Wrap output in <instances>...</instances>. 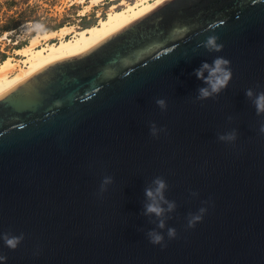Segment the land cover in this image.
<instances>
[{"label":"water","instance_id":"water-1","mask_svg":"<svg viewBox=\"0 0 264 264\" xmlns=\"http://www.w3.org/2000/svg\"><path fill=\"white\" fill-rule=\"evenodd\" d=\"M213 35L219 52L202 46ZM217 57L232 79L197 100L194 71ZM261 91L264 0H165L1 91L0 234L24 237L0 239L2 264H264ZM158 177L175 209L145 215Z\"/></svg>","mask_w":264,"mask_h":264},{"label":"bare ground","instance_id":"bare-ground-1","mask_svg":"<svg viewBox=\"0 0 264 264\" xmlns=\"http://www.w3.org/2000/svg\"><path fill=\"white\" fill-rule=\"evenodd\" d=\"M103 1L70 0L71 4H82V8L79 9V16H84ZM163 1L165 0H134V2L119 0V2L110 4L105 18L100 17L97 13L99 16L98 24H92L85 30H80L75 25L65 24L57 30L36 32L29 38L27 44L17 47L13 51L14 54L21 56L20 63L22 65L18 66L17 59L12 55H8L0 61V92L54 60L85 51ZM9 33L10 31L4 32L2 39L8 38ZM54 38L58 40L49 41Z\"/></svg>","mask_w":264,"mask_h":264},{"label":"clouds","instance_id":"clouds-1","mask_svg":"<svg viewBox=\"0 0 264 264\" xmlns=\"http://www.w3.org/2000/svg\"><path fill=\"white\" fill-rule=\"evenodd\" d=\"M218 37L209 36L204 42H202V46L209 52H219L223 49V45L218 43ZM207 73V75H205ZM196 77L203 81L204 87H201L198 90L197 100H205L214 96L219 95L223 90H225L232 79V71L230 68V61L223 58L217 57L212 63L203 62L201 67L194 71ZM247 97L252 98L254 96L253 89L249 88L245 91ZM253 105L256 109L257 115L264 114V91L259 93H255V98L253 99ZM157 106L161 110H166L167 103L164 99L156 100ZM163 131V129L157 128V126L153 123L150 126V133L153 137L158 136L159 132ZM259 131L264 133V124L260 126ZM219 140L224 142H234L236 140L235 132H229L222 134L218 137ZM113 182L112 178L109 176L104 177L101 182L100 191L103 193L107 190V186ZM153 183L156 185L155 189L148 187L145 188L144 194L146 198L151 201L145 205V215L155 214L157 217L161 216L164 213V209L160 206V201H163L167 204V211L171 212L175 209V202H169L165 200L163 196V191L167 187L166 182L162 178H156ZM207 209L201 207L198 210L197 214H189L188 217V227L192 228L198 222H201L203 219V215L206 213ZM158 227L163 229L165 227L164 221L161 220L158 224ZM149 242L153 245H162L164 241V236L156 231H149L148 234ZM167 236L169 239H173L176 237L175 228H168ZM23 234L19 236L10 235L8 233L0 234V239L3 240L4 244L12 250H15L18 245L23 240ZM7 257L0 255V264L5 262Z\"/></svg>","mask_w":264,"mask_h":264},{"label":"rangeland","instance_id":"rangeland-1","mask_svg":"<svg viewBox=\"0 0 264 264\" xmlns=\"http://www.w3.org/2000/svg\"><path fill=\"white\" fill-rule=\"evenodd\" d=\"M113 2H119V0H104L84 16H79L82 4H71L70 0H0V61L2 55L4 58L12 55L17 59L18 66L22 65L21 56L14 54L13 51L27 44L33 34L57 30L65 24L75 25L80 30H85L86 26L98 24L99 16L105 18ZM129 2H134V0H129ZM84 21L85 24H83ZM8 22H10L9 27L16 23L19 25L10 31L8 38L2 39V34L6 30H1V26ZM31 28L33 30H30ZM52 40L57 41L58 39L54 38L49 41Z\"/></svg>","mask_w":264,"mask_h":264},{"label":"trees","instance_id":"trees-1","mask_svg":"<svg viewBox=\"0 0 264 264\" xmlns=\"http://www.w3.org/2000/svg\"><path fill=\"white\" fill-rule=\"evenodd\" d=\"M85 23H86V22L84 21L83 24H85ZM5 24H6V25H5ZM9 24H10V22H8V23H4V25L1 26V30H6V31L9 30V31H11L12 29H15V28L19 25V23H18V24L16 23V24L12 25V27H9V26H10ZM89 26H90V25H89ZM86 27H88V26H86ZM84 28H85V27H84ZM41 29H43V27H42ZM41 29H40V30H41ZM21 44H22V43H21ZM1 59H2V60L5 59V58H4V55H2V58H1ZM2 60H1V61H2Z\"/></svg>","mask_w":264,"mask_h":264},{"label":"built area","instance_id":"built-area-1","mask_svg":"<svg viewBox=\"0 0 264 264\" xmlns=\"http://www.w3.org/2000/svg\"><path fill=\"white\" fill-rule=\"evenodd\" d=\"M58 38V37H57Z\"/></svg>","mask_w":264,"mask_h":264}]
</instances>
